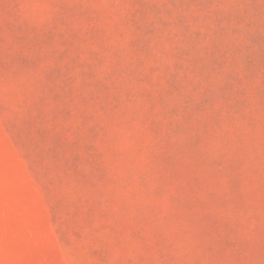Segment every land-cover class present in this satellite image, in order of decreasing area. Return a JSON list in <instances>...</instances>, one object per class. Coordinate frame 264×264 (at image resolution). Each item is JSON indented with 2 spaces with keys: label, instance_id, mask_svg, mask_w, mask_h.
<instances>
[{
  "label": "rangeland",
  "instance_id": "374dc122",
  "mask_svg": "<svg viewBox=\"0 0 264 264\" xmlns=\"http://www.w3.org/2000/svg\"><path fill=\"white\" fill-rule=\"evenodd\" d=\"M0 264H264V0H0Z\"/></svg>",
  "mask_w": 264,
  "mask_h": 264
}]
</instances>
